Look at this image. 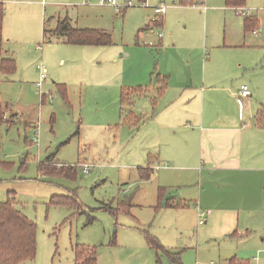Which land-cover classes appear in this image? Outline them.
<instances>
[{
    "label": "rangeland",
    "instance_id": "rangeland-1",
    "mask_svg": "<svg viewBox=\"0 0 264 264\" xmlns=\"http://www.w3.org/2000/svg\"><path fill=\"white\" fill-rule=\"evenodd\" d=\"M117 1L118 8L101 0H6L0 62L1 56H14L17 70L4 74L0 68V115L5 119L0 123V201L14 197L37 224L36 256L24 264H75L76 245L95 247L98 264H230L243 251L251 255L248 245L254 244L242 251L244 238L223 235L207 215L199 223L190 201L199 190L196 171L184 175L183 170L176 178L178 169L160 164L151 179L140 178L138 167H147L148 146L143 127L124 121L131 110L123 105L122 91L153 89L154 71L201 78L209 59L204 54L215 47L216 60L206 73L230 72L224 84L219 80L215 86L230 87L233 96L211 90L214 111L221 108L237 119L241 112L243 122H252L264 104V68L256 65L264 55L257 45L264 32H247L246 19L236 13L241 6H228L226 0H132L128 6L127 0ZM159 4L168 7L164 24L147 29ZM242 6L261 9L258 15L264 17V0H246ZM68 16L74 26L107 30L113 44L66 45L49 33L43 39L45 19L52 25ZM161 31L165 39L172 35L169 44L159 42ZM41 61L49 75L42 87L45 96L36 84ZM242 85L252 95L239 104L234 92ZM134 102L139 112L151 110L149 98ZM83 163L90 165L88 173ZM41 164L73 170L70 176L44 175ZM169 175L175 183L165 187L160 202L162 178L170 180ZM69 194L82 210L53 203ZM173 197L188 206L166 207ZM129 200V211L118 210ZM144 230L164 250L151 247ZM259 257L264 264L263 254Z\"/></svg>",
    "mask_w": 264,
    "mask_h": 264
},
{
    "label": "crops",
    "instance_id": "crops-1",
    "mask_svg": "<svg viewBox=\"0 0 264 264\" xmlns=\"http://www.w3.org/2000/svg\"><path fill=\"white\" fill-rule=\"evenodd\" d=\"M4 2L6 4V0ZM258 13L259 11H255L251 17L255 21V28H247V32L251 30L252 34H254L253 29L259 30L256 35L264 32V17L259 16ZM164 15L159 21L154 22V12L147 29L154 26L162 27ZM65 19L74 26V20L69 16L58 18L52 25L43 19V39L45 40L49 33L57 38L55 42L71 45L66 43V38L56 31L59 23ZM74 27L109 33L102 28ZM171 37V34L166 35V39L164 35L159 36L161 38L159 42L169 44ZM257 41H259L257 45L264 48V33ZM215 51V47H212L211 53L204 54L205 57L209 55V59L205 58L207 60L203 66L201 78L187 75L175 77L173 72L154 71L151 74L155 73L152 76H155L157 86H153L151 90L155 91V96H150L153 91L149 87L138 86L144 88L146 94L132 97L134 99L149 98L151 110L148 113L137 111L134 107V99L133 106L128 107L137 116L144 118L140 127L144 129L142 140L146 142L145 146H148L147 166L154 171L161 167L160 164H163L164 168L170 167L169 169L172 170L176 168L178 171L173 173L176 178L183 170H185L184 175H191L193 171H196L201 177L198 183L199 190L195 193V198L190 201L196 206L198 217L199 207L205 212V216L207 215L206 218L212 220V225H217L222 230L223 235L235 240L244 238L245 245L242 251L248 248L247 244H254L248 245L251 255L243 256L242 254H245L243 251L238 257L239 259L252 257L254 259L252 264H259V254L264 256V120L261 122L258 119V113L264 104H261L252 122H243L241 112L237 119L221 113V108L214 111L212 97L215 95L213 93L209 95L211 90L224 89L227 94L230 93L233 96L230 87L215 86L216 81L219 80H222L224 84L230 72L219 70L218 73L214 71L206 73L208 66L216 60ZM193 56V54L190 55V61L193 60ZM3 57L14 58V56L5 55L1 56V59ZM256 65L264 68V55H261ZM223 67H226L225 64ZM156 75L166 77L168 81L165 92L159 98L156 97L160 87ZM238 92H234V95L236 101L242 104L246 98L241 101ZM154 98H156L155 104ZM160 176L161 174L158 175V179L161 180ZM166 179L162 178L164 184L160 187L165 188L175 183L172 175H169L170 180ZM172 199L175 200L174 197ZM261 259L264 260V257Z\"/></svg>",
    "mask_w": 264,
    "mask_h": 264
},
{
    "label": "trees",
    "instance_id": "trees-1",
    "mask_svg": "<svg viewBox=\"0 0 264 264\" xmlns=\"http://www.w3.org/2000/svg\"><path fill=\"white\" fill-rule=\"evenodd\" d=\"M228 6H242L246 4V0H226ZM6 7L4 0H0V43L3 40L4 19ZM248 29L255 28V21L252 18H245ZM255 30V29H253ZM59 34L66 38L65 42L71 45H95L109 46L113 44L111 34L94 29H80L72 26L68 19L59 23L56 30ZM1 71L4 74H12L17 70L16 59L13 57H3L0 62ZM155 74V73H154ZM160 87L157 90V96L161 97L165 92L168 81L166 77L156 75ZM146 94L144 88L136 87L122 91L123 105H132V97ZM156 103V98L153 100ZM1 112V110H0ZM258 119L264 120V107L258 113ZM5 120L0 115V123ZM125 123L132 126H140L144 121L143 117H139L135 112L129 111L124 116ZM53 161L52 159L48 162ZM73 168L67 167L66 171L58 167H45L40 165L39 171L41 174H62L68 175L72 173ZM139 176L142 180H149L153 176L154 170L151 167H138ZM70 176V175H68ZM166 189L160 187V202L164 197ZM53 203L58 205L72 206L75 209L82 210V205L77 198L69 194L53 199ZM161 206V203L159 204ZM132 204L122 202L118 206V210L129 211ZM169 208H185L188 203L181 200L169 199L165 204ZM146 232V230H144ZM147 234V242L151 247L157 250H164L159 241ZM234 235V234H232ZM37 250V224L25 215L15 204L14 197L10 196L6 201H0V264H24L28 260H33ZM175 255V254H173ZM75 264H98L97 250L95 247L86 245L75 246ZM230 264H250L249 260L239 259L234 257L230 260Z\"/></svg>",
    "mask_w": 264,
    "mask_h": 264
},
{
    "label": "built area",
    "instance_id": "built-area-1",
    "mask_svg": "<svg viewBox=\"0 0 264 264\" xmlns=\"http://www.w3.org/2000/svg\"><path fill=\"white\" fill-rule=\"evenodd\" d=\"M101 4H103V5L109 4L111 6H115L118 8V1L117 0H101ZM131 4H132V0H127V3L125 6L131 5ZM204 9H206V6H204ZM260 10L261 9H259V8H247L245 6H241L239 8H236V13H237V15L242 16L244 18H249V17H252V15L255 11H260ZM166 11H167V6L164 4H159V5L154 6V12H155L154 22L159 21L161 19V16L164 15L166 13ZM253 33L256 35L259 33V30L255 29V30H253ZM162 35H163V32L162 31L159 32V36L161 37ZM36 49L41 50L42 45L41 44L37 45ZM37 70H38V74H39L38 81H37V87L40 91V95L45 96V94L42 92V87L49 77L48 72H47V67L41 61L37 65ZM238 95L242 99L241 101H243V98H247V97L251 96L252 92L247 85H242L239 92H238ZM82 166L84 168V172L88 173L90 165L83 163ZM198 211H199V218H200L199 223L202 224L205 221L204 220L205 212L200 210L199 207H198Z\"/></svg>",
    "mask_w": 264,
    "mask_h": 264
}]
</instances>
